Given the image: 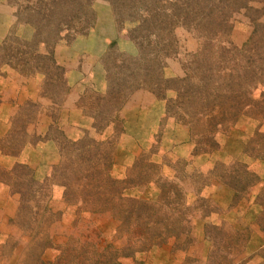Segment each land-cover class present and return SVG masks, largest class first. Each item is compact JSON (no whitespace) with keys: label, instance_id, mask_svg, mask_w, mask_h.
Returning <instances> with one entry per match:
<instances>
[{"label":"rangeland","instance_id":"374dc122","mask_svg":"<svg viewBox=\"0 0 264 264\" xmlns=\"http://www.w3.org/2000/svg\"><path fill=\"white\" fill-rule=\"evenodd\" d=\"M222 186L264 230V0H0V264H250Z\"/></svg>","mask_w":264,"mask_h":264},{"label":"crops","instance_id":"0c3cea01","mask_svg":"<svg viewBox=\"0 0 264 264\" xmlns=\"http://www.w3.org/2000/svg\"><path fill=\"white\" fill-rule=\"evenodd\" d=\"M217 191V201H219L221 205H236L229 208V210L226 212L227 215L223 217V221L225 220V222H229V219H234V217H236L237 220L235 222L237 223L238 221L240 224L239 226L236 225L237 227H239V230H242L244 228H247L248 230L250 229V234H248V237H246L247 240L245 241L246 251L251 254V261H249V263L264 264V256L261 254L264 250V230L259 227L257 223H255L257 219V214L259 212L257 213L255 208H243L241 206L258 204L255 203L256 201H253V198L251 200H246L244 198V203H242V200L240 202L233 203V192L227 187L225 188L222 186ZM210 194L211 191L209 192V195ZM237 205H239L241 208ZM213 223L219 225L217 222ZM198 226L199 225H196L197 230ZM195 236V244L178 250L173 249V243L175 239L173 237L168 238L167 242L163 243L160 247H158L157 251L152 255L153 264H181V262H183L186 256L196 257L198 259H207L209 257V252L212 249L211 237L204 234H195ZM240 243L244 244V241L242 240ZM241 248L244 249L243 246H241ZM236 256L237 258L235 259L234 264H242L240 261V257H242L243 254L240 253L239 256L235 255L234 257Z\"/></svg>","mask_w":264,"mask_h":264}]
</instances>
